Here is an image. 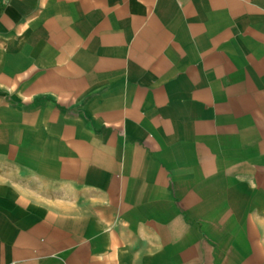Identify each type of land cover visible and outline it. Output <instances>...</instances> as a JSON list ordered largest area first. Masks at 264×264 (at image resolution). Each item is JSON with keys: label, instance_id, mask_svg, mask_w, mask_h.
Returning a JSON list of instances; mask_svg holds the SVG:
<instances>
[{"label": "crops", "instance_id": "obj_1", "mask_svg": "<svg viewBox=\"0 0 264 264\" xmlns=\"http://www.w3.org/2000/svg\"><path fill=\"white\" fill-rule=\"evenodd\" d=\"M0 264H264V0H0Z\"/></svg>", "mask_w": 264, "mask_h": 264}]
</instances>
